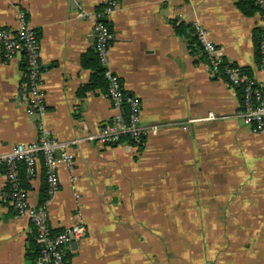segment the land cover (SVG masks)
Segmentation results:
<instances>
[{
	"label": "crops",
	"instance_id": "0c3cea01",
	"mask_svg": "<svg viewBox=\"0 0 264 264\" xmlns=\"http://www.w3.org/2000/svg\"><path fill=\"white\" fill-rule=\"evenodd\" d=\"M238 1L118 0L105 17L113 33L107 67L141 103V124L159 128L137 147H108L86 139L112 117L106 93L78 94L90 80L81 57L93 48L105 0H0V28L15 30L23 12L37 34L42 122L52 141L71 142L73 170L57 168L59 189L47 205L51 228H86L69 264H264V133L236 116L237 93L211 76L188 30L200 24L225 61L264 86L258 12L243 15ZM24 80L22 54L8 62L0 54V155L37 139ZM43 177L38 160L26 189L31 208ZM7 186L0 168V264H28L31 222L5 200ZM165 217L174 230L168 252Z\"/></svg>",
	"mask_w": 264,
	"mask_h": 264
},
{
	"label": "built area",
	"instance_id": "2783aa9c",
	"mask_svg": "<svg viewBox=\"0 0 264 264\" xmlns=\"http://www.w3.org/2000/svg\"><path fill=\"white\" fill-rule=\"evenodd\" d=\"M118 0H105V4L97 13L93 23L94 49L100 64L104 67L106 81V96L109 101L112 117L104 124L98 133L89 135L86 139L103 146L127 144L137 147L150 134H155L158 125L145 126L140 122L141 103L126 97L119 77L107 67V59L113 33L105 22V17L116 7ZM259 16V37L257 52L259 55L258 68L264 70V0H255ZM201 54L205 56V64L211 76L216 77L218 66L223 58L217 47L208 36L206 30L197 23L192 25ZM24 53L26 72V94L28 114L35 116L37 139L28 144H17L7 154L0 155V167L4 168L10 191L3 196L9 200L17 216H27L36 231V241L39 246V257L34 264H67L71 242L81 239L86 231L85 226L78 222L63 229L58 234H51L49 225L48 202L59 189L57 168L64 166L73 170L74 155L69 149L71 142L52 141L42 122L45 104L41 92V63L39 59L38 42L35 32L28 26L25 14L20 12L17 17L15 30H0V54L3 62H8L17 54ZM228 85L240 86V108L236 116L242 124L254 134L264 133V94L262 84L256 83L245 74L236 70H226ZM214 115L208 113L207 119ZM41 160L44 179L47 186L48 199L40 205L31 208L27 200V192L19 183L17 174L18 163L23 165L25 177L29 180L36 174L37 161Z\"/></svg>",
	"mask_w": 264,
	"mask_h": 264
},
{
	"label": "trees",
	"instance_id": "16d2710c",
	"mask_svg": "<svg viewBox=\"0 0 264 264\" xmlns=\"http://www.w3.org/2000/svg\"><path fill=\"white\" fill-rule=\"evenodd\" d=\"M236 6H237L238 10L243 15H246V16H250L254 12H258V8L255 4V0H239L237 2ZM1 29L8 30L7 28H0V30ZM184 30H185V27H183V26H176L175 27V31L178 34H183ZM188 30L192 34V45L195 43L194 49L200 51L197 40H196L195 36L193 35L192 27L188 28ZM35 36H36L37 42H38V36L36 33H35ZM258 37H259V30L257 29L254 32V42H255V49H256V57H257V61L259 62V55L257 52ZM192 53H193V50H192ZM24 55L25 54L22 53L23 61L25 59ZM199 60L201 62H205L206 61L205 56L203 54H200ZM81 65L84 68H87L91 71V76H90L89 82L86 85H84L82 88L79 89L78 94L82 95L86 91H95V90H99L102 93H106V81H105V77H104L105 69L100 64V61L98 59V56H97V53H96L94 47L92 48V50L89 53H87L86 55H83L81 57ZM24 69H25V65H24ZM232 69L236 70L240 74H245L246 76L251 78L248 70L240 68L237 65H235L234 63L227 62L224 59H223L222 64L218 66V74L215 78L221 79L224 82L228 83L227 75L225 72H226V70H232ZM41 70H42V68H41ZM24 87L26 88V72H25ZM232 88L237 93L239 99H241V88H240V86H236V87H232ZM262 92L264 94V86L262 87ZM0 168H2L4 170L3 167H0ZM17 174H18L19 183H20L21 187L26 190L28 188L29 179L25 177L23 165L21 163H18ZM43 176H44V170H43ZM9 191H10V186L8 184L7 190L5 193H7ZM47 199H48L47 186L45 184V179H44V188H43L42 192L40 193L38 205L43 204ZM5 200L9 201L7 198H5ZM62 231H63V229H53V228H51V230H50L51 234H58L59 232H62ZM38 257H39V246H38V243L36 241V231L31 224V230L27 234V238H26V255H25V258H26V261L28 264H34L35 261L38 259ZM69 257H70L69 253L67 251V264H69Z\"/></svg>",
	"mask_w": 264,
	"mask_h": 264
},
{
	"label": "rangeland",
	"instance_id": "374dc122",
	"mask_svg": "<svg viewBox=\"0 0 264 264\" xmlns=\"http://www.w3.org/2000/svg\"><path fill=\"white\" fill-rule=\"evenodd\" d=\"M165 216L167 217V214ZM166 217H165V220H166ZM162 232L164 233V237L166 240L165 247H166V251L168 252V249L171 247V245L173 247V244L172 243L170 244V242L173 239V235H174L173 223L171 221L166 220V226L164 230H162Z\"/></svg>",
	"mask_w": 264,
	"mask_h": 264
},
{
	"label": "water",
	"instance_id": "95a60500",
	"mask_svg": "<svg viewBox=\"0 0 264 264\" xmlns=\"http://www.w3.org/2000/svg\"><path fill=\"white\" fill-rule=\"evenodd\" d=\"M73 245H75V242L74 241L71 242V246H73Z\"/></svg>",
	"mask_w": 264,
	"mask_h": 264
}]
</instances>
